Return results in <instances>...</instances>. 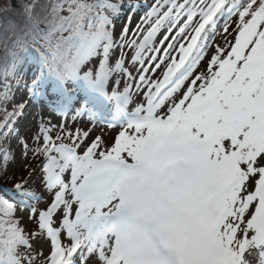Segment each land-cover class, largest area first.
Returning a JSON list of instances; mask_svg holds the SVG:
<instances>
[{
    "label": "snow or ice",
    "instance_id": "1",
    "mask_svg": "<svg viewBox=\"0 0 264 264\" xmlns=\"http://www.w3.org/2000/svg\"><path fill=\"white\" fill-rule=\"evenodd\" d=\"M0 264H264V0H0Z\"/></svg>",
    "mask_w": 264,
    "mask_h": 264
},
{
    "label": "rangeland",
    "instance_id": "2",
    "mask_svg": "<svg viewBox=\"0 0 264 264\" xmlns=\"http://www.w3.org/2000/svg\"><path fill=\"white\" fill-rule=\"evenodd\" d=\"M133 27H134V25H133ZM37 111H39V110H37ZM43 115L47 117L48 116V113L47 112H44ZM53 120L55 122V118H53ZM36 122L37 121L35 119H33V117H29V121H28V124L26 125V127L31 126L32 129H33V131H34L35 130V124H36ZM80 126L81 127H84L85 125L84 124H81ZM19 163H20V160L18 158L17 161H16V164H13V165L10 166V170L16 168L19 165Z\"/></svg>",
    "mask_w": 264,
    "mask_h": 264
}]
</instances>
